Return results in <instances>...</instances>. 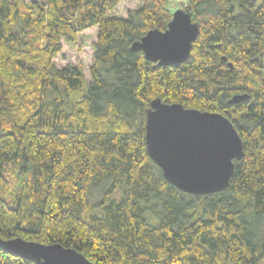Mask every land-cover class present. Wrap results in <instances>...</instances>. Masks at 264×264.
I'll use <instances>...</instances> for the list:
<instances>
[{"label": "trees", "instance_id": "trees-1", "mask_svg": "<svg viewBox=\"0 0 264 264\" xmlns=\"http://www.w3.org/2000/svg\"><path fill=\"white\" fill-rule=\"evenodd\" d=\"M122 1L0 0V239L60 244L94 264H264V0L184 4L200 34L178 67L132 49L167 31L169 0L112 15ZM93 28L92 80L77 98L83 70L54 60ZM238 95L249 99L230 104ZM155 99L233 122L244 158L226 191L194 196L165 180L146 144ZM0 264L36 263L0 249Z\"/></svg>", "mask_w": 264, "mask_h": 264}, {"label": "water", "instance_id": "water-1", "mask_svg": "<svg viewBox=\"0 0 264 264\" xmlns=\"http://www.w3.org/2000/svg\"><path fill=\"white\" fill-rule=\"evenodd\" d=\"M199 34L200 26L192 21L191 14L179 9L173 13L167 31H150L132 49L143 52L148 61L158 66L178 67L189 60ZM248 99V95H238L230 104ZM146 144L150 158L161 169L165 180L194 196L226 191L235 173L236 161L244 158V141L228 117L182 104H167L161 99L153 100L148 111ZM0 249L36 264H69L64 261L68 258L65 254L75 257L78 264H94L81 252L60 244L0 239Z\"/></svg>", "mask_w": 264, "mask_h": 264}, {"label": "rangeland", "instance_id": "rangeland-1", "mask_svg": "<svg viewBox=\"0 0 264 264\" xmlns=\"http://www.w3.org/2000/svg\"><path fill=\"white\" fill-rule=\"evenodd\" d=\"M40 3H44L46 0H37ZM145 0H123L121 4L116 8L112 15L120 18H126L130 11L136 10L143 6ZM190 0H169L170 8L175 13L177 10L182 9L183 5L189 2ZM263 0H257V3L260 5ZM97 33L98 28H93L84 31L80 34L78 41L73 44L64 43V48L61 54L54 60L55 64L62 68L67 64H74L81 68L85 74V83L80 92L75 93V97H80L88 87V84L91 83V73L90 70L94 65V52L95 44L97 42ZM13 187H9L4 194L7 196L11 195ZM122 192H118L115 196L116 199L122 197ZM101 196L98 192H94L91 197V202L96 206L100 203ZM102 213V207L93 210L92 213ZM95 213V214H96Z\"/></svg>", "mask_w": 264, "mask_h": 264}, {"label": "snow or ice", "instance_id": "snow-or-ice-1", "mask_svg": "<svg viewBox=\"0 0 264 264\" xmlns=\"http://www.w3.org/2000/svg\"><path fill=\"white\" fill-rule=\"evenodd\" d=\"M68 258L64 261L69 262V264H78V261L71 254H65Z\"/></svg>", "mask_w": 264, "mask_h": 264}]
</instances>
